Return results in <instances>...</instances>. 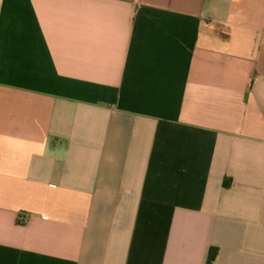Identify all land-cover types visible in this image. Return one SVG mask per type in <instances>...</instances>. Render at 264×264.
<instances>
[{"label": "crops", "instance_id": "0c3cea01", "mask_svg": "<svg viewBox=\"0 0 264 264\" xmlns=\"http://www.w3.org/2000/svg\"><path fill=\"white\" fill-rule=\"evenodd\" d=\"M0 264H264V0H0Z\"/></svg>", "mask_w": 264, "mask_h": 264}, {"label": "trees", "instance_id": "16d2710c", "mask_svg": "<svg viewBox=\"0 0 264 264\" xmlns=\"http://www.w3.org/2000/svg\"><path fill=\"white\" fill-rule=\"evenodd\" d=\"M213 258H214V257H212V256H211V257H210V259H209V261H212V260H213Z\"/></svg>", "mask_w": 264, "mask_h": 264}]
</instances>
